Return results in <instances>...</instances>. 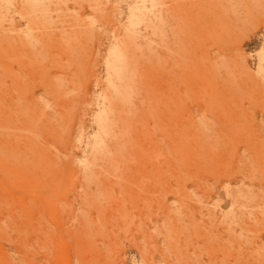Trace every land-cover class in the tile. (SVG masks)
<instances>
[{"label": "rangeland", "instance_id": "rangeland-1", "mask_svg": "<svg viewBox=\"0 0 264 264\" xmlns=\"http://www.w3.org/2000/svg\"><path fill=\"white\" fill-rule=\"evenodd\" d=\"M0 264H264V0H0Z\"/></svg>", "mask_w": 264, "mask_h": 264}]
</instances>
